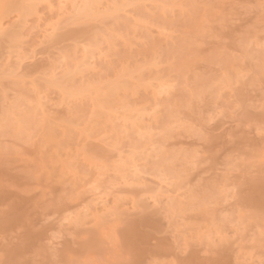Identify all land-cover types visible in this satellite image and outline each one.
I'll list each match as a JSON object with an SVG mask.
<instances>
[{
	"label": "rangeland",
	"instance_id": "rangeland-1",
	"mask_svg": "<svg viewBox=\"0 0 264 264\" xmlns=\"http://www.w3.org/2000/svg\"><path fill=\"white\" fill-rule=\"evenodd\" d=\"M261 182L264 0H0V264H264Z\"/></svg>",
	"mask_w": 264,
	"mask_h": 264
},
{
	"label": "bare ground",
	"instance_id": "bare-ground-1",
	"mask_svg": "<svg viewBox=\"0 0 264 264\" xmlns=\"http://www.w3.org/2000/svg\"><path fill=\"white\" fill-rule=\"evenodd\" d=\"M20 2V0H18ZM22 1V0H21ZM15 2V1H14ZM17 2V1H16ZM10 3V2H9ZM15 9L21 7V5L19 6V4H14ZM111 92V91H110ZM110 95V94H109ZM104 101H102L101 103L103 104ZM106 104V103H105ZM247 201L249 202V204H251V206L255 207L256 209H264V182H261L259 184H254L251 187V194L250 197L247 199ZM112 241V240H111ZM99 243V242H98ZM93 244V242H92ZM96 246V245H95ZM94 246V247H95ZM98 246V245H97ZM111 250V249H110ZM99 251V250H98ZM100 253V252H99ZM97 254V253H96ZM99 258V257H98ZM222 260V259H221ZM226 260V258H225ZM224 260V261H225ZM87 261V260H86ZM116 261V260H115ZM218 262V261H217ZM85 263V262H84ZM105 263V262H104ZM220 263V261H219ZM223 263V262H222ZM229 263V262H228ZM74 264V263H73ZM77 264V263H75ZM108 264V263H107ZM195 264V263H194ZM218 264V263H217Z\"/></svg>",
	"mask_w": 264,
	"mask_h": 264
}]
</instances>
